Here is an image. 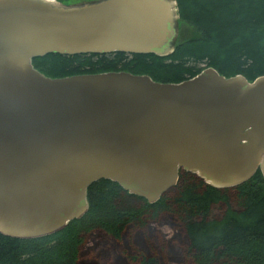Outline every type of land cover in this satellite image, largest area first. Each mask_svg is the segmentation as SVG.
<instances>
[{
	"label": "water",
	"instance_id": "water-1",
	"mask_svg": "<svg viewBox=\"0 0 264 264\" xmlns=\"http://www.w3.org/2000/svg\"><path fill=\"white\" fill-rule=\"evenodd\" d=\"M176 0H0V234H54L105 179L156 202L180 171L231 188L264 180V75L205 67L178 83L126 71L52 78L32 59L170 55Z\"/></svg>",
	"mask_w": 264,
	"mask_h": 264
},
{
	"label": "trees",
	"instance_id": "trees-1",
	"mask_svg": "<svg viewBox=\"0 0 264 264\" xmlns=\"http://www.w3.org/2000/svg\"><path fill=\"white\" fill-rule=\"evenodd\" d=\"M176 3L179 21L193 25L196 32L192 37L178 36L166 57L49 53L33 58L32 65L52 78L126 71L178 83L205 67L249 81L264 75V0ZM87 201V212L54 234L30 239L0 234V264H162L179 261L183 254L188 264H264V180L259 171L250 180L223 189L180 171L176 185L154 203L101 179L89 185ZM151 224L171 227L173 239L150 230ZM96 234L115 243L120 258H107L111 252L98 235L100 257L87 249L91 255L84 259L81 250Z\"/></svg>",
	"mask_w": 264,
	"mask_h": 264
},
{
	"label": "rangeland",
	"instance_id": "rangeland-1",
	"mask_svg": "<svg viewBox=\"0 0 264 264\" xmlns=\"http://www.w3.org/2000/svg\"><path fill=\"white\" fill-rule=\"evenodd\" d=\"M178 31H179L178 36H180V39H182V38H186V37L195 36L196 29H195V27L193 25H190L189 23H185L183 21H179L178 20ZM150 230H158L166 238L173 239V237H171V236H172L174 230L171 227H169L168 225H165V224H162V225L151 224L150 225ZM98 235H100V234H96L94 236H91L90 239H88L87 243H85V245L83 246V248L81 250L82 251L81 254H82L84 259H88V257L91 254L97 255L98 258L100 257V255H99L100 254V250H99V247H97V244L100 241ZM100 237H101V241H103L104 240L103 236L100 235ZM102 238H103V240H102ZM134 239L138 240L139 236L135 235ZM103 243L105 244L104 248L107 249L109 252H111L109 255H107L108 259H110V257H112V259H115V260L118 259V257L120 258L119 254L117 253V251H119L118 250V246L115 243L111 242L109 239L104 240ZM136 243H138V242H136ZM138 244H140V243H138ZM87 249H91V254L90 255L88 253H86ZM83 254H85L86 256H84ZM182 254H183V251H182ZM180 256H181L180 257L181 259L179 261H169V262H165V263L162 262V264H188L185 261L184 254L180 255ZM124 263L128 264L127 262H124Z\"/></svg>",
	"mask_w": 264,
	"mask_h": 264
}]
</instances>
